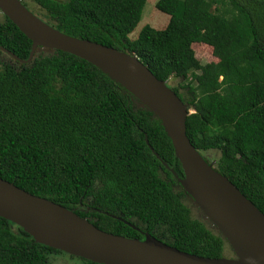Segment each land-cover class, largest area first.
I'll return each mask as SVG.
<instances>
[{
	"label": "trees",
	"instance_id": "16d2710c",
	"mask_svg": "<svg viewBox=\"0 0 264 264\" xmlns=\"http://www.w3.org/2000/svg\"><path fill=\"white\" fill-rule=\"evenodd\" d=\"M31 1L23 4L64 34L134 54L167 84L181 79L168 86L187 105L191 143L207 161L217 152L214 169L264 214V0H158L166 27L146 25L136 37L147 0ZM195 45L210 47L217 62L202 64ZM0 46L27 60L32 41L2 15ZM11 61L0 62L2 179L104 232L138 239L147 232L189 254L234 256L176 188L163 163L179 177L183 169L151 111L69 53ZM56 254L65 253L0 217V264H50Z\"/></svg>",
	"mask_w": 264,
	"mask_h": 264
},
{
	"label": "water",
	"instance_id": "95a60500",
	"mask_svg": "<svg viewBox=\"0 0 264 264\" xmlns=\"http://www.w3.org/2000/svg\"><path fill=\"white\" fill-rule=\"evenodd\" d=\"M0 12L32 41L27 60L0 46L4 54L23 64L30 63L40 48L74 55L100 69L161 121L184 178L163 165L229 244L234 256L189 254L147 232L144 239L104 232L74 210L30 194L1 177L0 217L22 228L38 244L98 264H264V214L193 146L187 136V105L166 82L157 79L134 54L66 35L36 16L21 0H0Z\"/></svg>",
	"mask_w": 264,
	"mask_h": 264
},
{
	"label": "rangeland",
	"instance_id": "374dc122",
	"mask_svg": "<svg viewBox=\"0 0 264 264\" xmlns=\"http://www.w3.org/2000/svg\"><path fill=\"white\" fill-rule=\"evenodd\" d=\"M21 1L23 3V0H21ZM60 1H65V0H60ZM30 2H32V1L30 0ZM157 2H158V0H147L146 6H145L144 11H143L141 22L139 23L135 32L132 34L133 37H136L138 35L139 31L141 30V28L146 26V25H150L151 27H153L155 29H160V30L164 29L166 27V25L169 21V17H168V15H166V14H164V13H162L156 9ZM32 10H34L35 13L38 12L37 8H33ZM36 10H37V12H36ZM2 15L3 14L0 12V18H2ZM193 49H194V52L196 53L197 59L202 64L217 62V59L214 57V55L212 53V49L210 47H208L206 45H195L193 47ZM37 52L41 53V54L51 53L50 50L41 49V48L38 49ZM0 62L1 63H6V62L12 63L11 58L1 51H0ZM168 84H169V86L177 87V86H180L181 84H183V81L181 79H171L168 82ZM205 157L212 164V166L216 165L215 160L218 157L217 152L206 153ZM49 258H50L49 259L50 264H81L78 260L72 259L65 254L51 255Z\"/></svg>",
	"mask_w": 264,
	"mask_h": 264
},
{
	"label": "flooded vegetation",
	"instance_id": "af4514ba",
	"mask_svg": "<svg viewBox=\"0 0 264 264\" xmlns=\"http://www.w3.org/2000/svg\"><path fill=\"white\" fill-rule=\"evenodd\" d=\"M0 51H1V50H0ZM1 52H2V51H1ZM6 63H8V62H6ZM174 177H175V176H174ZM176 177H178V178H184V175H183L182 177H179V176L177 175ZM176 181H177V178H176ZM176 188H182L181 185L179 184V182H177V186H176ZM187 199H188L189 204H191V206H192L194 212H196L197 215L203 216V215L201 214L200 210L198 209V207H196V206L192 203L191 198H190L189 195H188V198H187ZM192 204H193V205H192Z\"/></svg>",
	"mask_w": 264,
	"mask_h": 264
}]
</instances>
